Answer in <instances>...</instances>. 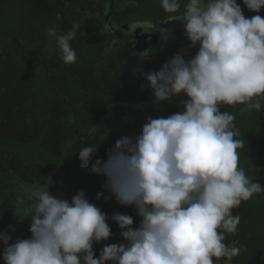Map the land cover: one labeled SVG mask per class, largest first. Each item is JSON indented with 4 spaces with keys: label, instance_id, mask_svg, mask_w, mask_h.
<instances>
[{
    "label": "trees",
    "instance_id": "obj_1",
    "mask_svg": "<svg viewBox=\"0 0 264 264\" xmlns=\"http://www.w3.org/2000/svg\"><path fill=\"white\" fill-rule=\"evenodd\" d=\"M209 6L217 8L216 14L208 15L210 23L189 29L178 40H187L208 52L205 59L199 56L202 64L194 67L193 74L186 61L179 63L196 79H204L197 81L183 100L194 113L189 114L192 110L183 113L182 100L176 105L170 97L169 115L165 120H157V132L148 130L142 138L143 151L130 182L120 186L109 182L106 192L99 195L105 186L102 177H95L98 171L103 173L99 159L89 154L92 147L107 142L106 148L115 154L107 170L114 172L121 171L127 163L131 166L127 158L132 150L125 146V129L121 123L109 126L105 136L96 125L90 127L92 124L84 122L92 121L83 108L94 112H89L90 116L101 111L94 101L82 104L79 115L71 119L79 129L90 128L86 136L60 129L55 137L50 134L45 137V125L29 140L0 135V161L11 158L21 170L33 173L35 179L29 180L31 184L26 187L18 184V188L24 194L33 192L40 201V207L36 208L35 198L29 195L28 200L19 192L14 197L12 187L5 188L0 181V231L7 227L9 232L3 235L11 243L7 254L0 250V264H208L201 255H196V245L184 240L183 228L174 232L172 227L183 210L201 206L203 201L213 205L217 226L222 227L228 221L244 232L243 254L234 261L262 264L264 0H139L115 21L130 27L173 19L184 23L190 16L198 21L196 13ZM26 7L29 0H0V51L6 47L3 32L9 26L20 29L25 25L20 20ZM123 7L114 9L120 13ZM44 21L48 23L47 18ZM178 41L168 48L163 46L165 54L152 55L151 59L156 57L152 64L157 62L166 67L175 59ZM206 62L213 63L221 88H210L214 80L205 79ZM136 86L132 81L123 84L126 88ZM47 117V114L34 117L36 126L46 123ZM19 118L24 124L32 122L31 118ZM50 125L56 132V122L52 120ZM218 154L221 156L217 157ZM66 155L76 157L66 159ZM213 167L217 168L215 173L211 172ZM210 178L221 183L215 182L213 187ZM44 179L49 180L46 187L41 184ZM59 179L65 180L61 188ZM68 184L85 186L77 189L74 196L59 193L60 189L69 188ZM86 191L94 201H81ZM48 196L49 209L44 205ZM64 197L69 204L64 203ZM59 205L64 208L74 205L68 209L75 211L68 214L71 227L65 231L64 225L56 222V233L49 238L41 231L45 230L51 211ZM223 230L227 232L225 226ZM226 235H221L224 246ZM37 239H44L45 243H38Z\"/></svg>",
    "mask_w": 264,
    "mask_h": 264
},
{
    "label": "rangeland",
    "instance_id": "obj_2",
    "mask_svg": "<svg viewBox=\"0 0 264 264\" xmlns=\"http://www.w3.org/2000/svg\"><path fill=\"white\" fill-rule=\"evenodd\" d=\"M128 4L129 0H57L55 3L52 0H29V7H26L28 9L24 12L23 20H20V24L25 25L20 29L9 26L3 32L6 40L3 45L6 47L0 51V135L29 140L45 125V137L49 134L55 137L60 129L69 134L86 136L90 128L84 126L79 129L72 124L70 118H76L79 109L84 106L82 104L90 100L96 102L100 108L98 110L101 111L99 114L96 111V116H90L89 112H94L83 108L88 112L86 117L92 121H84L86 124H92L90 127L96 125L100 134L105 136L109 132V126L116 123L124 126V143L132 150L127 158L131 166L127 163L119 172L107 170V165L115 158V154L114 151L109 152L106 148L109 145L105 141H102L100 147L93 146L89 153L99 159L100 168L105 174L99 171L95 174L96 178H103L105 186V191H100L99 195L106 192V184L109 182L113 181L112 184L120 186L121 183H128L133 179L138 157L143 151L142 138L148 130L157 132V120H165L169 115L170 97L174 103L176 101V105L178 100H182L180 109L183 113L187 112L184 110H192L183 100L197 81L204 80L203 77L196 79L192 74L194 67L202 64L199 56L205 59L208 54L205 49L197 48L196 44L182 40L175 45V59L169 61L166 67L157 62L152 64L155 57L145 59L138 69L139 58L134 55L136 41L129 37L107 40L110 36L108 30L98 28L94 18L107 5L110 8L124 6L121 12L126 13ZM45 18L48 23L44 21ZM162 54H165L164 51L160 56ZM182 61H186V67L188 70L190 67L192 74L179 64ZM212 66L213 63L206 62L205 79L212 82L214 80L210 88L219 89V75ZM136 78L138 83L135 88L123 87L128 81L135 83ZM193 113L192 110L189 114ZM45 114L48 116L46 123L41 122L37 127L34 117H43ZM130 114H133L132 118ZM19 116L31 118L32 122L24 124L21 118L18 119ZM52 120L58 125L55 126L56 132H53L50 125ZM152 123L156 125V129ZM75 157L66 155V159ZM1 161V185L8 184L4 183L8 180L14 181L12 184H24L35 177L33 173L21 170L11 158ZM216 170L213 167L211 172L215 173ZM48 179L41 181L42 186L49 184ZM51 181L57 183L56 180ZM209 181L213 187L215 182L221 183L216 179L213 182L211 178ZM64 182V179H59V188ZM84 186L85 184H70L69 188L60 189L59 193L74 196L78 192L76 190ZM87 194L90 192L86 191L81 195L84 203L94 199ZM29 195L36 199V208L40 207V201L35 194ZM14 197H17L16 193ZM48 198L44 201L47 209L51 204L50 197ZM64 203L69 204L65 197ZM73 206L64 208L59 205L52 210L49 220L47 219L48 224H45L48 226L44 225L45 230L40 231L51 238L56 233L57 223H62L65 231H68L71 227L68 214L75 212L68 209H73ZM12 209L16 210L14 207ZM215 217L213 205L211 207L207 201H203L201 206H189L183 210L172 222L173 231L179 232L183 228L184 240L189 245L195 244L196 255H201L208 264H245L234 261L243 254L244 232L228 221L222 227L217 226ZM224 226L227 232H224ZM4 230L0 231V250L7 254L11 243L3 235L9 230L5 226ZM222 233L228 236L225 246L221 243ZM37 240L38 243H45L44 239Z\"/></svg>",
    "mask_w": 264,
    "mask_h": 264
},
{
    "label": "flooded vegetation",
    "instance_id": "obj_3",
    "mask_svg": "<svg viewBox=\"0 0 264 264\" xmlns=\"http://www.w3.org/2000/svg\"><path fill=\"white\" fill-rule=\"evenodd\" d=\"M134 1V5L133 2ZM139 0H129V4H128V11L133 9V6H135V2H138ZM214 10V11H213ZM217 8H213L212 6H209L208 9L205 8L203 11L200 12H191V14L195 15L196 13V17H198L199 15H201V21L202 24H207L210 23V19L208 18V15H214L216 14ZM120 14H125L124 12H120L118 13L117 11H115L114 8H110L109 6H104V9L102 10V12H100V14H98V16L94 17L96 18V22L98 25V28H100L101 30L106 29L108 30L110 36L108 37L107 40H111L112 38L115 39H122L124 37H129L130 40H134L136 41L135 43V47L134 50L136 51L134 53V55L139 58L138 60V69H140V66L142 64V62H140L141 60H145V59H151L152 55H155L156 53L160 54L163 53V46L164 47H169L172 46V44H174L176 41L179 40V38H181L182 33H179L178 35H175L174 32L168 31V30H162L161 29V24L168 22H159L160 24H158V22L155 23H140V24H133V26L131 25V27L129 25H120L119 23H117V17L118 15L120 16ZM182 17H185L182 16ZM193 17L190 16L189 18H187L184 23H182V20H178L180 26L182 27V32H190L189 29H193L194 27L198 26V21L194 19H192ZM175 20V19H173ZM105 28H104V27ZM155 28L160 39L157 43H154L153 41H148L147 44L142 43V31L144 28ZM189 31H188V30ZM133 42V41H132ZM158 50V51H157ZM172 51V49H170ZM165 52V51H164ZM141 53V54H140ZM168 56V55H167ZM135 83H138V79H135ZM51 95V93H50ZM72 119V118H70ZM89 119V118H88ZM69 123V121H67ZM21 169V168H20ZM35 176V175H34ZM35 179V177H34ZM31 181V180H30ZM30 181L22 184V186H25L27 184H31L29 183ZM10 182V183H9ZM14 181L8 180L4 183H8V184H3V186L5 188H11L13 189L14 193L17 194V192L23 194V196L27 197L28 200L29 199V193H33L31 191H29V193H23V191L18 188L17 184H12Z\"/></svg>",
    "mask_w": 264,
    "mask_h": 264
},
{
    "label": "water",
    "instance_id": "obj_4",
    "mask_svg": "<svg viewBox=\"0 0 264 264\" xmlns=\"http://www.w3.org/2000/svg\"><path fill=\"white\" fill-rule=\"evenodd\" d=\"M201 17H202L201 15H199L197 17V19H199V22H198V26H196V28H202L203 27ZM160 27L162 30H168V31L174 32L175 35H178L179 33H182L181 35H183V32L181 30V26L179 24L178 19L169 20L168 22L162 23ZM181 35H179V36H181ZM141 36H142L141 41L144 44H147L148 41H153L154 43H157L160 39L156 29L152 28V27L151 28H144Z\"/></svg>",
    "mask_w": 264,
    "mask_h": 264
}]
</instances>
